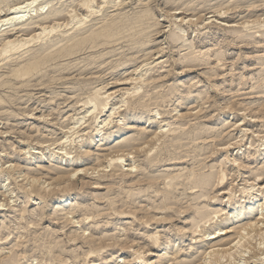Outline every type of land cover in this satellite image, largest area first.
Segmentation results:
<instances>
[{"label":"rangeland","instance_id":"1","mask_svg":"<svg viewBox=\"0 0 264 264\" xmlns=\"http://www.w3.org/2000/svg\"><path fill=\"white\" fill-rule=\"evenodd\" d=\"M57 8L0 34V49L34 39L0 54V264H264V0Z\"/></svg>","mask_w":264,"mask_h":264},{"label":"bare ground","instance_id":"2","mask_svg":"<svg viewBox=\"0 0 264 264\" xmlns=\"http://www.w3.org/2000/svg\"><path fill=\"white\" fill-rule=\"evenodd\" d=\"M11 1H15V0H0V5H3V6H6L9 2H11ZM28 1V0H27ZM75 1H77V0H75ZM24 3V2H23ZM27 3V2H26ZM31 3V2H30ZM34 3H36V0L35 1H32V3L29 5V2H28V7H26V8H24V9H26L25 11H23V12H21V11H19L18 9H20V8H16V10H17V12H16V10L15 11H13V12H11V14L8 16V18H4L5 20H0V30L3 28L4 30H2V32H4V33H1L0 32V34H1V36H2V34L3 35H6V34H9V32L12 34V33H15L16 34V32L17 31H19V32H23L25 29H26V25H28L29 26V24H30V22H32L34 19H36L37 21L39 20V22H43V21H45V20H47V18H50V17H53V16H56V11L55 10H57L58 8H57V6L59 5V0H48L45 4H44V6L43 7H41V8H38V9H36V11H35V13H33L34 11L32 10L35 6H33V4ZM61 3V2H60ZM21 4V3H20ZM24 5H25V3H24ZM81 5L82 6H84V7H86L87 9H90V7H89V4L88 3H84V2H82L81 3ZM26 6V5H25ZM102 6V5H101ZM19 7V6H18ZM21 7V6H20ZM14 8V9H15ZM61 8V7H60ZM23 9V10H24ZM8 10H11L10 8L8 9ZM13 10V9H12ZM8 12V11H7ZM10 12V11H9ZM58 12V11H57ZM58 14V13H57ZM88 17V16H87ZM86 18V17H85ZM85 19H81V20H78L75 24L78 26V25H80L81 23H82V21H84ZM65 23V22H64ZM32 24V23H31ZM62 24V23H61ZM69 24V23H68ZM243 24V23H242ZM71 25V24H70ZM46 26V25H45ZM63 27V26H62ZM43 28V27H42ZM47 28V27H46ZM41 29V28H40ZM45 29V28H44ZM50 29V32L51 31H53V29H55V28H49ZM48 29V30H49ZM43 30V29H42ZM42 30H41V33H44V32H46L45 30H43V32H42ZM55 31H56V29H55ZM36 35V34H35ZM41 35V34H40ZM49 35V34H48ZM19 36V35H18ZM37 36V35H36ZM30 37V36H29ZM22 38V37H21ZM28 38V37H27ZM32 39L33 38H31V39H29V40H25V42H23L24 44H20V41L18 42V43H15L16 41H7L2 47H1V51H0V54L1 55H3V56H5L6 54H8V53H15V52H17L20 48H24L26 45H28L29 43H31V41H32ZM34 40V39H33ZM15 43V44H14ZM59 44V43H58ZM59 47V46H58ZM26 52V51H25ZM193 59V58H192ZM191 60V59H190ZM197 60V59H196ZM195 60V61H196ZM192 61V60H191ZM191 61H189V63L191 62ZM194 61V60H193ZM196 62H198L199 63V58H198V61H196ZM202 63V62H201ZM193 64H194V62H193ZM190 65V64H189ZM187 66V65H186ZM30 67V66H29ZM33 69H34V67H32ZM29 71V70H28ZM31 71V70H30ZM29 74V73H28ZM137 78V77H136ZM128 93V92H127ZM109 99V98H108ZM94 100V99H93ZM107 101V100H106ZM99 102V101H98ZM97 101L93 104V106H90L88 109H90V112L91 113H94L95 111H97L98 110V108H99V106H98V103ZM100 102H102V101H100ZM103 104V103H102ZM101 104V105H102ZM106 104V103H105ZM90 105V104H89ZM102 107H103V105H102ZM117 107V106H116ZM195 108V107H194ZM101 110V109H100ZM175 111V110H174ZM88 113H89V111H88ZM110 116V115H109ZM119 118V117H118ZM127 116H123V117H121L120 116V118L118 119V122H116L117 123V130H116V132L114 133L116 136L115 137H118L120 134H122L123 132H124V128H125V124L127 123ZM77 120V119H76ZM111 123V119H110V117H107V119L106 120H104V124H103V130H105V128L107 129L108 127H109V124ZM102 126V125H101ZM159 132V131H158ZM98 134H100V133H98ZM254 135V134H253ZM96 136V135H95ZM96 137H98V136H96ZM155 138V137H154ZM102 140H103V138H102ZM96 142V139L95 138H91L90 139V142L88 143L89 145H93L94 143ZM100 142V146L101 145H104L105 143H103V142H101V139H99L98 140V143ZM97 143V144H98ZM228 147V146H227ZM262 147V146H261ZM263 153H264V151H263ZM90 154H88V156H89ZM121 157H122V155H121ZM121 157H119V159H114L113 160V158L109 161V166L111 165V163H113L114 161L116 162V164H118V162L117 161H119L120 159H121ZM237 163V162H236ZM237 166H239V164L237 165ZM132 167V166H131ZM240 167V166H239ZM136 168V167H135ZM131 169V168H130ZM78 171L79 170H74L71 174H70V176L67 178L68 179V181H70L71 180V178L76 174V173H78ZM20 173V172H19ZM131 173V171L129 172V174ZM17 175V174H16ZM19 175V174H18ZM19 176H22V175H19ZM27 176V175H26ZM25 177V176H24ZM190 177V176H189ZM18 179H16L15 178V181H17ZM27 180V179H26ZM189 181H188V184H189V182H190V184L191 185H198L199 183H202V184H204L203 183V181H200V180H197V178L195 177V176H191L189 179H188ZM20 181H23V179H21ZM33 181V182H32ZM31 181V185H32V191L33 192H37V193H39V194H44L45 195V193L46 192H43L44 190H43V188H42V193H41V188H39V187H41V186H39V185H37V182H36V179L35 180H32ZM65 182H66V180H65ZM205 182V181H204ZM21 183H23V182H21ZM28 183V182H27ZM73 183V182H72ZM49 184V183H48ZM46 185V184H45ZM50 185V184H49ZM199 185H201V184H199ZM24 187V186H23ZM46 187V186H45ZM97 187V186H96ZM193 187V186H192ZM195 187V186H194ZM197 187V186H196ZM199 187V186H198ZM252 187V186H251ZM25 189V188H24ZM201 189H202V187H201ZM31 191V192H32ZM45 191H47L46 190V188H45ZM53 191H48V193L47 194H50V193H52ZM54 194H56V193H54ZM249 195V194H248ZM32 196V195H31ZM4 197V196H3ZM7 197V196H6ZM45 197V196H44ZM53 199H54V201L57 203L58 202V204H59V210L58 211H61L62 212V214H63V212H64V215H69V213L70 212H72V205L74 204H71L72 203V200H70L71 202H69L68 203V199H60V196L58 197V196H54L53 197ZM9 200V199H8ZM228 202V201H227ZM226 202V203H227ZM25 203H27V204H33L34 202L32 201V199H31V197L29 196L28 198H27V201L25 202ZM249 204H247V205H245V206H243L244 207V209L246 210V212H250L252 209H253V207H254V204H251L250 203V201L248 202ZM1 204V203H0ZM2 206V205H1ZM57 209V208H56ZM240 210H242V205H238V206H236V208L232 211L233 213H231V215L230 216H234L238 211H240ZM262 210V209H261ZM260 210V211H261ZM1 211V210H0ZM258 211V210H257ZM262 214H263V212H261ZM264 216V215H263ZM263 216H260L261 218L263 217ZM60 217V216H59ZM64 217H66V216H64ZM260 220H262V219H260ZM264 220V219H263ZM257 221V220H256ZM255 223V222H254ZM260 223V222H259ZM264 223V222H263ZM261 224H262V222H261ZM248 225V224H247ZM251 225V224H250ZM260 225V224H259ZM258 225V226H259ZM249 226V225H248ZM254 226V224H252V227ZM257 226V225H256ZM255 226V227H256ZM257 226V227H258ZM251 227V226H250ZM250 227H248V228H250ZM255 227H253V230H254V228ZM218 230V229H217ZM245 230H247V228L246 229H244V231ZM251 230V229H250ZM260 230V229H259ZM258 230V231H259ZM219 231H222V230H219ZM248 231V230H247ZM252 231V230H251ZM225 232V231H224ZM224 232H219L217 235H216V233H214L212 236H210L211 238H210V240H214V239H216V238H218V237H220V236H222L223 235V233ZM240 232V231H239ZM246 233V232H245ZM251 233V232H250ZM247 234V233H246ZM251 235V234H250ZM263 235H264V233H263ZM262 235V236H263ZM239 236V235H238ZM247 238V237H246ZM249 238V237H248ZM260 238V237H259ZM20 239V238H19ZM244 239V241H246L245 243L246 244H249L250 245V243L251 242H249L250 240H248V239H246L245 240V237H241L240 238V240L239 241H237L233 246H231L229 249H226V250H223L222 251V249L220 250V253H218V254H220L221 256L223 255V257H226V255L227 254H230V252H231V250H238V249H243V248H246V246H244L242 243L244 242H242V240ZM256 239V238H255ZM242 242V243H241ZM262 242V241H261ZM256 243V242H255ZM112 244V243H111ZM245 244V245H246ZM261 244V243H260ZM162 245H163V243H160V241H155V250H158L159 248H162ZM259 245V244H258ZM252 246V245H251ZM251 246H249V248L251 247ZM260 246V245H259ZM256 247H257V245H256ZM228 248V247H227ZM261 248V247H260ZM259 248V249H260ZM216 249V248H215ZM224 249V248H223ZM247 249V248H246ZM213 250V249H212ZM254 250V249H253ZM243 251H245V250H243ZM212 252V251H211ZM215 252H216V250H215ZM219 252V251H218ZM250 252V251H249ZM237 253V254H236ZM235 253V255H238L240 252H236ZM209 254V253H208ZM233 254V253H232ZM90 255V254H89ZM210 255V254H209ZM91 256V255H90ZM217 256V255H216ZM230 256V255H229ZM264 256V255H263ZM208 257V256H207ZM215 257V256H214ZM254 257V256H253ZM229 258V257H228ZM213 261V260H212ZM211 262V261H210ZM146 263V262H145Z\"/></svg>","mask_w":264,"mask_h":264}]
</instances>
